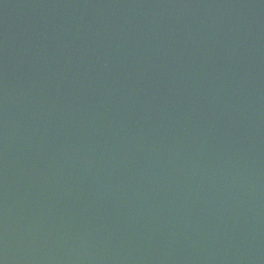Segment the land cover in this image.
<instances>
[{
    "label": "water",
    "instance_id": "95a60500",
    "mask_svg": "<svg viewBox=\"0 0 264 264\" xmlns=\"http://www.w3.org/2000/svg\"><path fill=\"white\" fill-rule=\"evenodd\" d=\"M0 264H264V0H0Z\"/></svg>",
    "mask_w": 264,
    "mask_h": 264
}]
</instances>
